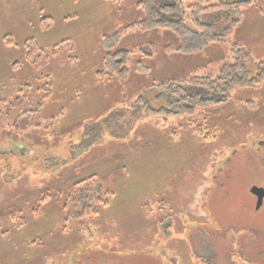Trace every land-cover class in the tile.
<instances>
[{
    "label": "rangeland",
    "instance_id": "374dc122",
    "mask_svg": "<svg viewBox=\"0 0 264 264\" xmlns=\"http://www.w3.org/2000/svg\"><path fill=\"white\" fill-rule=\"evenodd\" d=\"M139 1L0 0V148H21L0 156V264H264V199L256 210L250 192L264 190V85L192 118L149 112L167 106L153 83L216 72L232 43L253 75L264 0L193 56L165 53L169 31L131 28L117 48L131 53L128 77L99 80L102 36L141 21ZM88 177L109 204L71 218L69 189Z\"/></svg>",
    "mask_w": 264,
    "mask_h": 264
},
{
    "label": "trees",
    "instance_id": "16d2710c",
    "mask_svg": "<svg viewBox=\"0 0 264 264\" xmlns=\"http://www.w3.org/2000/svg\"><path fill=\"white\" fill-rule=\"evenodd\" d=\"M253 0H226L204 5L202 0L186 5V0H141L136 6L141 10L143 19L118 30L110 35L102 36V49L105 54L101 60V68L96 73L99 80L124 81L130 71L127 63L130 52L118 50L123 36L131 29L141 31L163 30L171 32L178 40L176 47H166L165 53L179 56H193L203 52L212 43L225 40L232 30L242 22L243 10ZM44 18L43 20H46ZM6 38V37H5ZM29 47L30 44L26 43ZM57 49V47H55ZM36 51L44 52L40 47ZM33 48L27 51L26 59L30 63L34 59ZM250 55L240 45L231 44L229 59L218 67L214 73L204 77H190L184 80H172L152 84V91H160L159 98L166 100L167 106L150 109V115L194 117L198 110L214 109L225 106L231 99L235 89H257L264 85V60L255 65V73L250 75L247 64ZM137 73L148 72L149 68L137 64ZM45 92H49L48 89ZM141 101L132 106L134 107ZM250 102V101H249ZM63 109L51 117L55 121L63 115ZM192 131L204 142L212 141L213 132L204 133V126L191 123ZM14 127H17L15 124ZM36 127V126H35ZM39 127V126H37ZM23 128V127H20ZM67 202L75 205L71 218H83L99 214L98 207L108 206L109 196L98 186L93 177L75 183L69 189ZM83 224V223H82ZM81 230L86 229L81 226Z\"/></svg>",
    "mask_w": 264,
    "mask_h": 264
},
{
    "label": "water",
    "instance_id": "95a60500",
    "mask_svg": "<svg viewBox=\"0 0 264 264\" xmlns=\"http://www.w3.org/2000/svg\"><path fill=\"white\" fill-rule=\"evenodd\" d=\"M251 194L256 198V210H258L262 206V202L264 199V190L258 187H252L250 190Z\"/></svg>",
    "mask_w": 264,
    "mask_h": 264
},
{
    "label": "flooded vegetation",
    "instance_id": "af4514ba",
    "mask_svg": "<svg viewBox=\"0 0 264 264\" xmlns=\"http://www.w3.org/2000/svg\"><path fill=\"white\" fill-rule=\"evenodd\" d=\"M14 146H15V148H20L19 145H16L15 144ZM14 146L13 145H9L8 146V149L6 151L1 150V148H0V156H6L7 154H13L14 153V150H13L14 149Z\"/></svg>",
    "mask_w": 264,
    "mask_h": 264
},
{
    "label": "crops",
    "instance_id": "0c3cea01",
    "mask_svg": "<svg viewBox=\"0 0 264 264\" xmlns=\"http://www.w3.org/2000/svg\"><path fill=\"white\" fill-rule=\"evenodd\" d=\"M188 75V74H187ZM171 79V78H170ZM167 80H169V79H167ZM166 79L164 80V82H166L167 81Z\"/></svg>",
    "mask_w": 264,
    "mask_h": 264
}]
</instances>
